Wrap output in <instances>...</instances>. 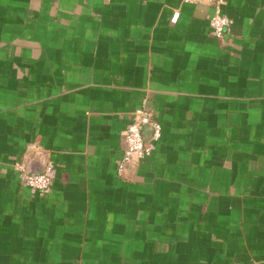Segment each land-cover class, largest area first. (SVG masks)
<instances>
[{
  "label": "crops",
  "instance_id": "obj_1",
  "mask_svg": "<svg viewBox=\"0 0 264 264\" xmlns=\"http://www.w3.org/2000/svg\"><path fill=\"white\" fill-rule=\"evenodd\" d=\"M222 10L216 39L208 0H0V264H264V0Z\"/></svg>",
  "mask_w": 264,
  "mask_h": 264
},
{
  "label": "built area",
  "instance_id": "obj_2",
  "mask_svg": "<svg viewBox=\"0 0 264 264\" xmlns=\"http://www.w3.org/2000/svg\"><path fill=\"white\" fill-rule=\"evenodd\" d=\"M192 3H199L202 0H186ZM212 4L214 11L209 18V26L212 35L216 39H224L228 33L230 18L222 12V6L225 0H208ZM179 17V12L174 11L171 16V22L176 23ZM148 126L151 130V135L147 143L143 138V128ZM161 127L155 121L149 111L144 106H140L134 110L133 117L126 127L124 140L125 151L118 162L117 171L121 174L128 164H133L144 158L154 148V141L160 137ZM18 173L20 182L32 191L43 192L49 188L52 182V168L46 166L43 172L39 174H31L28 172L26 165L23 162L16 161L14 163ZM244 264H258L255 261H250Z\"/></svg>",
  "mask_w": 264,
  "mask_h": 264
},
{
  "label": "rangeland",
  "instance_id": "obj_3",
  "mask_svg": "<svg viewBox=\"0 0 264 264\" xmlns=\"http://www.w3.org/2000/svg\"><path fill=\"white\" fill-rule=\"evenodd\" d=\"M222 8H223V6H222ZM222 12H223V10H222ZM224 13V12H223ZM159 123V122H158ZM159 125H160V123H159ZM148 127V126H147ZM160 127H161V125H160ZM158 141H159V139L157 140V141H154V146L158 143ZM244 264V263H243Z\"/></svg>",
  "mask_w": 264,
  "mask_h": 264
}]
</instances>
